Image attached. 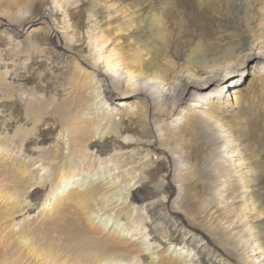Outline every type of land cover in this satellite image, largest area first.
<instances>
[{
    "label": "bare ground",
    "instance_id": "bare-ground-1",
    "mask_svg": "<svg viewBox=\"0 0 264 264\" xmlns=\"http://www.w3.org/2000/svg\"><path fill=\"white\" fill-rule=\"evenodd\" d=\"M119 1L0 0L2 6L10 8L13 6H21L20 8H22L24 5H30L33 8L35 3L39 9L44 11L45 18H52L54 22L57 21V23L62 24L65 29L71 27L69 25L70 16L75 17L81 13L84 5L92 6H89L92 11H85V20L76 21V25L67 33L70 43L75 44L78 42L76 44L77 48L73 51L68 49V52L74 57L82 75L81 77L75 74L68 78L64 77L65 82L60 83L62 87L66 86L67 93L70 92L67 97L69 99L66 98L67 101H65L64 106H73L65 110L62 109V106H59L56 110V124L57 127H60V131L56 134L57 139L54 150L44 155L38 149L39 146H35L37 148L35 152L38 153L36 156L29 154L19 160L12 157L9 146L7 147L6 143L0 139V154L7 162L5 166L0 165V198L2 200L6 199L9 203V207H6V205L0 206V264H61V256H65V254L68 257L70 254L77 255L74 256L76 264H80V261H84V264H96L98 261L99 264H136L135 262L139 259L137 255L133 256L134 260L129 263V259L126 261L123 258V253L136 254L140 249H127L125 239H127L128 234L120 233L117 235V231H115L114 237H109V234L114 231H111L114 223L109 221L100 223V229L97 228L94 231L78 229L80 226L76 227L74 222L70 221L59 229L60 232L65 234L62 245L55 244L52 241L46 242L47 238L38 239V235L36 236L35 233V237L31 235L29 230H33V228L27 224L30 222L33 211L39 207L41 210H46L51 205L49 209H53L55 210L53 212L58 213L62 204L67 205L68 202L75 204L79 210L89 214L88 216L86 214L87 218H94L93 223L95 218L100 215L93 212L92 207L95 205L99 206L98 208L96 206L97 212L104 211L102 213L105 214L113 211L117 215L133 216L130 224L133 220L136 226L133 224L129 227V231L133 232L129 238H134L133 240L145 238L141 243L148 244V247L145 245V248L149 250L151 248L149 254L156 255L157 253V258H159L158 261H155L154 258L156 257H152L154 261L151 258L150 261L152 262L147 264H214L217 258L211 249L206 246V242L197 240L194 234H183L182 228L173 224L162 235L163 239H160V242L166 244L162 247H166V253L171 250L170 256L173 251L176 252V255H174L176 258H173V255L172 258L163 257L161 249H159L162 244L158 243L159 241L148 243V240L156 239L155 226L149 230L144 223L145 219L141 222L135 220V214L133 215L134 210L143 209L142 206L135 204V202L145 197L144 191L138 189L142 185H136L132 194L128 196V200L123 199L120 201L117 198L115 199L113 195L119 194L121 189L108 194L109 191L117 189L119 185L116 183L118 182L105 181V179L92 182L94 179L100 178L94 177L95 168L102 163H106V167L110 166L108 162L110 159L116 161L123 158H132L133 160V156L138 154L140 148L142 149L144 146L156 142H160L162 146L160 145L159 149L169 155L168 147H165V145H174L186 135L198 132H202L203 136L208 139L226 140L228 147L224 155H217L213 151L203 153L200 150L197 159L198 161L203 160L202 164L204 166L202 169L198 167V162L194 163L193 168L188 164L181 166L176 164L179 168L177 169L178 177L185 183L182 190L187 194L189 192L192 198L193 192L199 186L202 188L208 187L210 188L209 194L212 197H220V204L211 205L207 217L208 221L210 224H214V227L218 230H227L230 236H234L241 241L242 253L245 256L244 264H264V245L261 242L264 234V226L261 224V221H264L262 215L264 207L261 209L260 202H257L253 194L259 183L252 176V164L246 159L244 153L246 149H243L244 146L239 145V140L236 141L230 138L231 136L225 128L226 122L224 123V119L231 109L239 106L241 101L244 100L243 102H245L250 99V90L244 93L240 87L244 76L243 68L250 65L255 80L264 79V36L253 30L248 31L247 34L242 35L235 46H228L219 56L211 55V58H209L210 52L204 48L208 45L205 44V39L207 36L213 37L215 32L209 33L212 29V23L208 15L216 10L219 0H190L191 4L186 3L184 5L191 9L192 17L197 22L200 19L205 22H200V25L196 24L202 32L195 39L198 41L196 52L193 54L195 59L188 61L187 65L178 63L177 67H173V61L167 60L166 64L161 61V57L167 51L169 44L158 43L155 47H144L145 41L141 40L138 33L143 27L150 26L154 33V38L151 40L168 39L167 37L171 34L167 33V26H170V23L177 24L181 14L186 11L184 9L178 10V6V11L172 13L168 11L171 9L170 4H168V10H164L163 16L145 15V13H148L147 11L139 15L141 6L122 5ZM251 1L254 2L255 0ZM47 4L50 7H47ZM138 6L139 9L136 10ZM251 6H254V4ZM69 11L72 14H69ZM207 19L209 21L206 22ZM0 25L2 27L12 25L10 17L3 11L0 12ZM51 28L55 32L57 26L50 25V30ZM81 34L83 37H81ZM122 37L124 39L120 40ZM147 49V57L137 58V54H140L141 50ZM15 65L17 63L13 59V67ZM8 68L7 70H9ZM16 70L18 69L15 68ZM5 72L9 73V71ZM18 76L19 78L23 77L15 73L13 78ZM25 76L26 78L30 77V75ZM90 87L96 92H101L102 89L103 92H106L104 95L102 93L101 100H98L99 103L106 105L109 102L108 107H106L107 111H103L96 118L79 115L80 111L84 110L86 115L89 114L88 109L91 110L89 105H86L85 97V91ZM118 96H122L126 100H122V103H116L120 106L118 109L110 107L115 103ZM29 102L30 100H27V103H25L26 110H30L32 114L35 113L38 121L39 119L49 118L48 115L45 116L47 110L43 108V105L37 103L32 105ZM15 106H20L19 101L16 102ZM62 113L68 116L67 120L62 118ZM173 114H176V116L168 124L167 120ZM100 117L102 119H99ZM104 119H107L105 123L107 124L106 130L103 131L106 138L104 141L102 140V143L96 144L98 149L93 154L88 151L87 143L93 137L90 134L94 126L102 125ZM175 120H178V122L174 123ZM154 125L157 126L159 135L155 137L153 142H150L144 138L152 133ZM199 126L201 129L197 130ZM195 130L197 131L195 132ZM131 133L140 136L135 138ZM93 141L96 142V139L92 138ZM64 142L68 143L67 155L62 151ZM111 143H113V148H111ZM73 154L77 155L75 159L70 157ZM10 159L18 164H14L16 171L13 175L11 174L12 171H9L11 169L7 167ZM116 163H120V160ZM129 163H132V161H126L125 166ZM51 164L60 172L58 176L56 175L59 177L58 180L56 179L57 181L53 179L49 182L47 172ZM32 166L35 170L37 169L36 172L30 169ZM125 166L123 167L125 168ZM2 167L9 173H4ZM159 167L161 166L158 165L156 169ZM20 168H23L22 176L17 175ZM164 168L167 173L176 171L174 167L169 169L168 163L164 165ZM128 169L130 167L123 171ZM29 170L30 173L28 174L27 171ZM118 175L120 176V174ZM36 176L38 177L36 178ZM26 177L30 181V186H35L34 188L43 193L49 191L40 201L39 199H35V201L20 199L15 185L13 191L7 189L8 184H11L15 178L20 183ZM133 177L135 178V175ZM116 178L118 179V177ZM123 178L126 179L124 176ZM114 180L116 179L114 178ZM219 180H221L219 189L211 192L215 187V183ZM241 185H244L243 191L240 190ZM168 187H171V183ZM162 191L167 192L168 190L163 189ZM107 196L110 197L102 200L103 197ZM63 198L65 199L63 200ZM163 200L158 199L149 202L147 211L152 210L153 213L155 207L167 203V200ZM94 201H97V204H94ZM211 203L213 201L207 205ZM21 216L23 218L18 219ZM9 221H11L9 224L12 225V230L14 228L13 234L17 235L23 244L21 247L15 244L13 234H5V232L9 233L11 231H7L9 225L7 222ZM98 222L96 221L95 224H98ZM15 223L17 226H15ZM49 224H51V231L59 228L55 220H52ZM41 227L43 228V226ZM142 227L145 229L144 232L141 229ZM106 229L107 232H105ZM103 233L105 234L103 235ZM107 233L108 235H106ZM152 234L153 236L149 237ZM137 235L141 236L138 237ZM2 245L5 247H2ZM172 246H174L173 249ZM25 251H27V254L24 256Z\"/></svg>",
    "mask_w": 264,
    "mask_h": 264
},
{
    "label": "rangeland",
    "instance_id": "rangeland-1",
    "mask_svg": "<svg viewBox=\"0 0 264 264\" xmlns=\"http://www.w3.org/2000/svg\"><path fill=\"white\" fill-rule=\"evenodd\" d=\"M189 1L190 0H120L119 2L122 5L141 6L139 15H142L147 11L148 13H145V15L156 14L158 16H163L164 10H168V4L171 6V9L168 11L172 13L176 12L178 6V10L184 9L186 11L185 13L181 14L177 20V24L168 22L171 24L170 26H167V33L171 34L167 37L168 39H162L161 41L159 39L151 40L154 38V33L150 26L143 27V29H141V31L138 33V36L141 38V40L145 41L144 47H155L158 43L167 45L169 44L167 51L164 52V55L161 57V61L163 64H166L167 60H171L174 62V64H172L173 67H177L178 63L187 65L190 61L195 59L193 54L196 52V46L198 43V41L195 39L202 32V30H200L196 24L200 25V22H205L202 19L197 22L192 17L191 9L184 5L186 3L191 4ZM252 4H254V6H251ZM33 6V8L30 5H24L22 8H20L21 6H13L10 8L0 4V12L3 11L6 15H8L12 23V25L8 27H2L0 25V139L6 143L7 147L9 146L8 148H10L12 157L19 160L25 158L29 154L36 156L38 153L36 154L35 151L37 150L36 147L38 146V149H40L44 155H47L50 153L49 151L52 152L54 150V145L57 139L56 134L60 131V127H57L56 124V110L59 106H62L63 110L73 106H64L65 101L69 99L67 97L70 92L67 93V90L65 89L66 86L62 87L60 83L65 82L64 77L68 78L74 74L76 76L78 75V77H81L82 75L74 57H72L71 53L68 52V49H72L71 51H73L75 48H77L76 44H78V42L75 44L72 42L70 43L67 33L71 31L73 26L76 25V21L79 22V20H85V11H92V8H89L91 5H84L81 13L75 17H69V25H71V27L65 29L63 28L62 24L57 23V21L54 22L52 18H45L44 11L39 9L35 3ZM46 6L50 7L49 4ZM139 6L136 7V10L139 9ZM263 6L264 0H255L254 2L251 0H219L216 10L208 15L212 23V29L209 33L215 32L213 37L207 36L205 39V44L208 45L204 46V48L210 52L209 58H211V55L219 56L221 52H224L228 46H235L240 41L242 35L247 34L248 31L253 30L257 33H260L261 36H264ZM69 14H72V12L69 11ZM57 17H59V15H57ZM209 19H207L206 22L209 21ZM165 21L167 22L166 19ZM50 25L57 26L55 32H53L52 28L50 30ZM81 37H83L82 34ZM123 39L124 38L122 37L120 40ZM147 56L148 49L141 50L140 54H137V58H145ZM13 59L17 63V65L14 67ZM7 68L9 70H7ZM15 68L18 70L15 71ZM5 71H9V73ZM243 71V82L240 87L244 93L247 91L249 92L250 90V99H247L245 102H243L244 100L241 101L239 106H235L233 109H231V111L225 117L224 123L226 122L225 128H227V131L231 136L229 137L236 141L239 140V145L244 146L243 149H246L244 153L246 159H248L252 164V176L256 178L259 183L253 194L257 199V202H260L262 209L264 207V79L255 80L254 76H252L250 65L245 66ZM15 73L23 77L19 78L18 76L17 78H13ZM25 75H30V77L26 78ZM92 89L93 88L90 87L85 91L86 105H89L91 110H86L89 112V114L86 115L84 110L80 111L79 115L96 118L101 115L103 111H107L106 107H108L109 102H107V106L105 104L99 103L98 100L100 101V97H102L106 92H103V89L101 92H96V90ZM27 100H30L29 104L32 105L35 103L43 105V108L47 110L45 116L48 115L47 117L49 118L44 120L39 119L38 121V118L35 117V113L32 114L30 110H26L25 103H27ZM122 100H126V98L123 99L122 96H118L117 99H115V103L110 105V107H115L116 109L120 108V106H118L116 103H122ZM18 101L20 104L19 107L15 106L16 102ZM175 116L176 114H173L167 120V123L170 124L174 120ZM62 118L67 120L68 116L65 113H62ZM99 119H102V117ZM106 121L107 119H104L102 121V125H95L91 131L90 135L93 136V139H96V142H92L91 138L87 143V148L88 151H91L93 154L96 153V150L98 149L97 145L102 143V140L104 141L106 138V135H103V131L106 130ZM177 122L178 120L174 121V123ZM198 129L200 130L201 127L199 126L197 130ZM197 130H195V132ZM23 132L24 134H22ZM158 133L157 126L154 125L152 133H149L144 139L153 142L155 137L159 135ZM131 135H133L135 138L140 136L139 134L135 133H131ZM203 135L204 134H202V132L191 133L186 135L182 140L174 145H165V147H168L169 155L159 149L161 145L160 142L153 143L149 146H144L142 149H139L138 154L135 155L136 157L133 156V160L132 158H123L124 160L127 159V162L132 161L133 164L129 163L127 166H125L126 161L123 159H119L120 163H116L119 162V160L114 161L113 159H110L108 161L110 166L106 167V163H102L97 168H95L94 177L100 178H96L92 182H95V180L98 181L99 179H105V181L113 180V182H118L116 184L119 185V188L117 187V189L109 191L108 194L112 191L121 189L119 194L113 195L115 196V199L117 198L120 201L123 199L128 200V196L132 194L136 185H142L138 189L144 191L145 197L142 200L135 202V204L142 206L143 209H138L139 211L134 210L133 215L135 214V220L142 222L144 221L143 219H145L144 223L148 226L149 230L155 226V230L157 232L155 237L156 239L148 240V243L151 244L152 242L155 243L159 241L158 243L162 244L159 249H161L163 257L167 256V258H176L174 256L176 255V252L173 251L171 254V256H173L171 257L169 254L171 250L166 253V247L162 248L166 244L164 242H160V239H163L162 235H164L166 230H169L168 227L173 224L181 227L183 234H194L197 240L206 242V246L211 249L217 258V261L214 262V264H244L243 262H245V256L242 253L241 241L234 236H230L227 230H218L214 227V224H210L208 221L207 217L210 212L209 209L211 205L221 203L219 202L220 197H212V195L209 194L210 188L208 187L202 188L199 186L193 192L192 198L189 192L187 194V192L182 190V187L185 186V183H183V181H181L178 177L177 169L179 168H177L176 164H178V166L188 164L193 168V166H195L194 163L198 162V167L202 169L204 166L202 164L203 160L200 159L198 161L197 159L200 150L203 153L213 151L217 153V155H224L228 147V142L226 140L211 138L208 139ZM35 136L36 138H34ZM108 136L110 135L108 134ZM112 145L113 143H111V148H113ZM62 148L63 153L67 155L68 143L64 142ZM76 156L73 154L70 157L75 159ZM136 160L138 161L137 163ZM8 162L9 165H7V167L11 169L9 171H12L11 174L13 175L16 171L14 164H18L16 161L12 162L11 159ZM166 163H168L169 169L174 167L176 168V171L174 170L173 172L167 173L164 168ZM6 164L7 162H5V158L0 154V165L5 166ZM139 165L142 168H140ZM158 165L161 167L156 169ZM123 166H125V168ZM129 167V171H123ZM117 168L120 169L117 170ZM30 169L35 170L34 166H32ZM36 170L33 172H36ZM57 170L58 169H55L53 164L49 166V171L47 172L49 182L53 181V179L58 180L59 177L57 176L59 175L60 170ZM2 171L4 173H9L4 167H2ZM22 171L23 168H20L19 171H17V175L22 176ZM110 172L112 173L110 174ZM27 173L29 174L30 170L27 171ZM132 173H135V178L133 177L134 175ZM118 174H120V176ZM127 174L130 175L128 176ZM123 176L126 177V179L123 178ZM37 177L38 176H36V178ZM112 177H114L116 180H114ZM116 177H118V179ZM28 181V177H26V179H23L19 183L15 178L11 184H8L7 189L13 191L12 189L15 185L18 189L17 194L19 195L20 199L34 201L35 199H39L40 201V199L45 197L49 192L47 190V192L45 191L43 193L39 189L34 188L35 186H30V181ZM170 183L171 187H168ZM220 184L221 180L217 181L213 191L211 190V192L217 191ZM163 189L168 191L163 192ZM240 190H244V185H241ZM122 193L124 194L122 195ZM109 197H103L102 200H106ZM64 199L65 198H63V200ZM158 199H165L167 200V203L155 207V209H153V213L152 210L147 211L149 202L151 203ZM211 201H213V203L207 205ZM93 203L97 204V201H94ZM2 205L9 207L8 201L6 199L2 200L0 198V206ZM96 206L97 208L99 207L98 205L93 206V212L100 215L98 218H95L94 223L92 221L94 218H87L89 214L79 210L75 204L68 202L67 205L62 204L58 213L53 212L55 211L53 209H49L51 205L46 210H41L40 207L37 208L31 213V219L29 218L30 222L27 225L33 228L32 230L29 227V231L34 237L35 235H38V239L47 238L46 242L52 241L53 243L55 242V244L62 245V242L65 239V234L60 232L59 229H61L70 221L74 222L76 227L80 226L78 229H88L90 231H94L97 228L100 229V223H106L109 221L110 223H114V226L111 229V231H114L109 234V237L113 238L115 231H117V235L120 233L128 234L127 239H125L127 241V244H125L127 249H140L139 252H136V254L124 252L123 258H125L126 261L129 259L128 262H132L134 260L133 256L135 255H137L139 258L138 261L135 262L136 264H147L148 262L159 260V258H157V253L156 255L149 254L151 248L150 250L145 248V245L148 247V244L141 243V241L145 238L142 237L138 240L129 238L131 233H133L129 231V227L133 224L136 226V223H134L133 220L132 224H130L133 216H121L113 213V211L104 214L102 213L104 211L97 212ZM52 213L53 215H51ZM262 215L264 216V213ZM21 218L23 217L21 216L18 219ZM52 220H55L59 226L58 229L53 231L50 230L51 224H49L52 222ZM96 221H99L98 224H95ZM10 222L11 221L7 222V224ZM261 224L264 226V221H261ZM15 226H17L16 223ZM41 226H43V228ZM114 227L116 228L114 229ZM141 229L144 232L145 229L143 227ZM7 231L10 232H5V234L11 235L14 233V228L12 230L11 224L8 225ZM105 232H107V229ZM104 234L105 233H103V235ZM153 234L149 237L153 236ZM106 235H108V233ZM137 236L140 237L141 235ZM13 240L15 241V244L18 245V247L23 245L17 235H14ZM261 242L264 245V234L262 235ZM4 245H2V247H5ZM173 247L174 246H172V249ZM26 254L27 251H25L24 256ZM66 255L67 254H65V256H61V264H76L74 261V256L77 255L70 254L69 257ZM152 257L156 258L153 260ZM150 259L152 261H150ZM80 264H84V261H80ZM96 264H99V261L98 263L96 262Z\"/></svg>",
    "mask_w": 264,
    "mask_h": 264
}]
</instances>
